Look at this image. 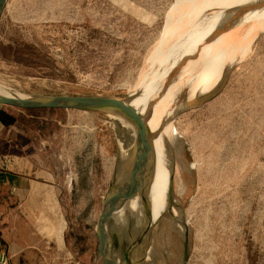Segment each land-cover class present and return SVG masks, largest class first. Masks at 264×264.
<instances>
[{"label": "rangeland", "instance_id": "1", "mask_svg": "<svg viewBox=\"0 0 264 264\" xmlns=\"http://www.w3.org/2000/svg\"><path fill=\"white\" fill-rule=\"evenodd\" d=\"M0 88L13 95H105L126 102L139 92L137 111L140 104L147 116L158 106L170 108L164 123L177 136L185 168L170 155L168 195L177 197L184 223L166 210L157 222L135 224L132 235L128 212L137 199H129L115 214L120 238L123 230L129 237L126 254L117 238L119 264H180L186 235L183 264H264V0H8L0 20ZM2 107L30 126H47L46 120L54 129L60 122L70 136L79 134L72 142L74 163L66 154L58 159L62 176L77 186L63 197L59 215L49 216L56 246L35 264H105L100 217L114 187L134 173L141 129L121 116L127 123L122 132L116 116L99 108L31 114ZM164 123L156 125L157 138ZM182 169L186 186L179 195ZM150 226L151 248L143 243ZM55 253H72L73 261H56Z\"/></svg>", "mask_w": 264, "mask_h": 264}, {"label": "crops", "instance_id": "2", "mask_svg": "<svg viewBox=\"0 0 264 264\" xmlns=\"http://www.w3.org/2000/svg\"><path fill=\"white\" fill-rule=\"evenodd\" d=\"M0 111L7 121L0 119V264L44 262V253L56 246L49 216L59 215L63 197L72 196L77 186L62 176L58 159L66 154L74 163L77 148L65 123L50 129L42 120L48 125L33 127L7 108ZM58 253L56 261H73L72 253Z\"/></svg>", "mask_w": 264, "mask_h": 264}, {"label": "water", "instance_id": "3", "mask_svg": "<svg viewBox=\"0 0 264 264\" xmlns=\"http://www.w3.org/2000/svg\"><path fill=\"white\" fill-rule=\"evenodd\" d=\"M8 0H0V20L4 14ZM14 106L20 108H55V109H70V108H99L110 111L113 116L119 118L121 114L126 115L130 118L136 113L133 107L128 104V102L123 101L111 96L105 95H57V96H12L10 98L0 100V106ZM117 118V119H118ZM139 128L141 129L140 135L144 138L147 135V127L144 125L143 117H137ZM130 147V141H127ZM140 147V146H139ZM131 148V147H130ZM140 157L135 159V170L132 174L130 180L127 183H120L114 187V190L108 195L107 200L104 203V208L100 217L99 229H100V251L105 264H119L116 261L115 247H117V238L119 236L118 229L112 227L113 218L120 207H122L130 198L131 191H133L136 186L140 183L142 177V166ZM143 163V162H142ZM179 221L180 224L184 223V217L180 218L174 217L173 220ZM129 237L127 232L123 230L122 237L120 241L125 243L124 253L126 254V249L128 245ZM121 247V246H120ZM185 256L180 264L188 258L190 240L189 236L186 235L185 242Z\"/></svg>", "mask_w": 264, "mask_h": 264}, {"label": "bare ground", "instance_id": "4", "mask_svg": "<svg viewBox=\"0 0 264 264\" xmlns=\"http://www.w3.org/2000/svg\"><path fill=\"white\" fill-rule=\"evenodd\" d=\"M202 42V41H201ZM199 86H201L202 87V85H199ZM209 87H211L210 86V84L209 85H204V87H203V89H202V91L200 90V88L198 89V91H200L199 93H206V91H207V89L209 88ZM7 90V89H6ZM5 89H3V88H0V100H2V99H6V98H10V97H12V96H21V97H25V95H22V94H15V95H13L11 92H9V91H6ZM136 94V93H135ZM137 96H136V98H139L140 97V93L139 92H137ZM143 94H145L144 93V91H143ZM143 94H141V95H143ZM195 95V94H194ZM193 95V96H194ZM165 96V95H164ZM170 95H168V97H169ZM195 97V96H194ZM136 98H134V102H136L135 101V99ZM170 98V97H169ZM174 99H175V97H173ZM173 98H172V100H173ZM136 100H138V99H136ZM166 100V99H165ZM141 100H139V101H137L138 103L140 102ZM193 101H194V99H193ZM133 101L131 102L130 100L128 101V104H130L132 107H133V110H134V112H139V115L140 114H142L143 113V111H144V108H145V106L144 107H142L141 106V104H140V108H139V111H137L136 109H135V107H136V103H134ZM141 103H144V102H141ZM186 104V103H185ZM160 106H162V105H160ZM151 109H153V107H150ZM167 109H170L169 107L168 108H163V106L162 107H159L158 106V108H155V109H153V113L151 114V115H146L145 114V112L143 113V116H144V120L146 121L145 122V124L147 123V127H148V129L150 130V129H152L151 130V132H153V133H148L147 132V135L144 137V138H142L141 137V135H140V133L139 134H137V136H136V139L139 141V151L137 152V154H136V158L135 159H137V157L139 156L140 157V160L143 162V166H142V172L144 173V176L145 175H147V177H148V175H149V172L151 171V175L153 176V174L154 173H159L160 171V167H161V160H163V156L164 157H168V156H170V155H172L173 156V158L175 159V161L178 163V161L180 162V164H181V166L183 167V168H185V165L183 164V160L181 159L182 157H180V153H181V147H180V144H179V142H178V140H177V136L173 133V130L172 129H169V128H167L168 126L164 123V121H166V119H164V117H163V114L167 111ZM148 110V109H147ZM163 112V113H162ZM167 113H168V111H167ZM146 115V117H145V115ZM154 115H158L159 116V118L157 119L156 117H154ZM165 115H167V114H165ZM121 116H123V117H126V115H124V114H121ZM120 115H119V120L117 119V121H118V124H119V130L120 131H124V129H126V125H127V123H126V121H124L122 118L123 117H121ZM130 118H128V117H126V118H128L129 119V121L128 122H132L135 126H136V128H135V130L137 131L138 130V128H139V124H138V121H137V119H136V117H134V116H130V115H128ZM151 116V117H150ZM162 116V117H161ZM152 118V119H151ZM148 119H151V122H147V120ZM154 122H153V121ZM136 122V123H135ZM160 123H164V126L163 127H165V133H160V136H161V138H157V132L155 131L157 128H156V125H158V124H160ZM123 127H124V129H123ZM162 127V128H163ZM125 133H126V130H125ZM128 133V132H127ZM126 133V135H127V137L124 135L123 136V134H122V140H121V142L122 141H124V142H122V144L124 143V147H125V150H124V147H123V150H124V152H125V154H127V156L129 155V154H131V150H132V148H130L129 147V145L127 144L128 142L127 141H131V139H130V136H129V138H128V135L129 134H127ZM149 134L150 135H152L153 134V138L155 137V139L153 140L154 142H153V144H152V146H151V148H150V140H149ZM121 135V134H120ZM157 135V136H156ZM159 136V137H160ZM121 137V136H120ZM124 137V138H123ZM134 137V136H133ZM153 138H151V139H153ZM129 139V140H128ZM134 139H135V137H134ZM160 139H162V141L160 140ZM159 140V142H156V141H158ZM134 141V140H133ZM133 144V143H132ZM132 146V145H131ZM133 147V146H132ZM136 147V146H135ZM151 150V151H150ZM154 151V152H153ZM166 155V156H165ZM131 156V155H130ZM162 156V157H161ZM153 158V159H152ZM155 158V159H154ZM167 159V158H166ZM157 160H159L158 162H157ZM156 161V162H155ZM163 163H164V161H162ZM166 162V161H165ZM162 163V164H163ZM167 163V162H166ZM177 166V165H176ZM163 167V166H162ZM164 168V167H163ZM162 169V168H161ZM164 169H166V168H164ZM176 170V169H175ZM161 171H163V170H161ZM178 171V175H180L181 177H179V178H177V180H178V182H177V185H176V187H177V192L178 193H180L181 195L184 193V191H185V186H186V183H185V178H184V175H183V173L185 172V169H182V172H180L179 170H177ZM173 173V172H172ZM133 174V173H132ZM160 174V173H159ZM157 175V174H156ZM130 176H132V175H130ZM150 177V176H149ZM148 177V178H149ZM131 178V177H130ZM152 178V177H151ZM158 178V177H157ZM147 179V178H146ZM146 179H143L142 178V180L140 181V183H142L143 185H144V187L147 185V181H145ZM156 179V178H155ZM149 180V179H148ZM151 180V179H150ZM169 180V179H168ZM147 182V183H146ZM153 182V181H152ZM160 183V182H159ZM155 184V183H154ZM150 185H151V183H150ZM150 185L148 186V188L150 187ZM140 188V187H139ZM141 188H142V186H141ZM147 188V187H146ZM150 189V188H149ZM135 190V189H134ZM134 190L133 191H131V193L130 194H132V192H134ZM142 190H144V189H142ZM153 191V190H152ZM164 191V190H163ZM142 192V191H141ZM177 193V194H178ZM140 194V193H139ZM139 194H138V196H139ZM165 194V193H164ZM167 194V193H166ZM136 195H137V193H136ZM135 195V196H136ZM141 195V194H140ZM160 195V194H159ZM133 196H134V193H133ZM137 196V198L139 199V197ZM142 196V195H141ZM140 196V197H141ZM164 196V195H163ZM164 200H165V198H164ZM133 201H134V199H133ZM175 201V200H174ZM136 202V201H135ZM156 202V201H155ZM177 202H178V199H177ZM128 205H130L129 203H127ZM127 205V206H128ZM129 207V206H128ZM150 208V207H149ZM129 209H130V207H129ZM175 209V208H174ZM176 210V209H175ZM143 212V211H142ZM132 213V212H131ZM115 222L117 223L118 221H117V218H116V216H114V218H113V221H112V227L114 228V224H115ZM119 236H120V234H119ZM148 244V243H147ZM117 257V256H116ZM118 260V257L116 258V261ZM135 262V261H134Z\"/></svg>", "mask_w": 264, "mask_h": 264}, {"label": "flooded vegetation", "instance_id": "5", "mask_svg": "<svg viewBox=\"0 0 264 264\" xmlns=\"http://www.w3.org/2000/svg\"><path fill=\"white\" fill-rule=\"evenodd\" d=\"M168 128L172 129L173 128L171 126H169ZM162 141V139H160ZM154 152V151H153ZM166 156V155H165ZM162 157V156H161ZM163 160H161V167H160V174L159 173H154L153 176L151 175V171L149 172L148 177H146L147 179L145 181H147V185L144 187L143 184H141L142 188L140 187L139 189L142 191L140 192V195L137 191L130 196L129 199H137L136 200V205L134 209H131L128 212V216H129V220H130V224L132 227H130V233L132 235H134L135 229H139V226L144 224V220L145 218H152L155 222H157L159 220V218L161 217V214H163V211L165 212L166 210H171L173 211L174 215H179L180 210L177 208V206L175 205L177 203V197L173 195V192L171 194V197L168 195L169 190L171 189L170 187V180L172 182V179L169 178L168 176V158L170 160H173L170 156L168 157H162ZM167 158V159H166ZM153 159V158H152ZM155 159V158H154ZM159 161V160H158ZM164 161V163L162 162ZM167 163H166V162ZM156 162V161H155ZM163 163V164H162ZM166 168V169H164ZM162 168V169H161ZM163 170V171H161ZM157 174V175H156ZM152 177V178H151ZM158 177V178H157ZM156 178V179H155ZM149 179V180H148ZM151 179V180H150ZM169 179V180H168ZM153 181V182H152ZM175 181V179H174ZM160 182V183H159ZM151 183V185H150ZM155 183V184H154ZM150 185V189L148 188V186ZM147 187V188H146ZM144 189V190H142ZM153 190V191H152ZM164 190V191H163ZM177 191V188H176ZM137 193V195H136ZM165 193V194H164ZM167 193V194H166ZM178 193V192H177ZM139 194V196H138ZM160 194V195H159ZM179 194V193H178ZM136 195V196H135ZM164 195V196H163ZM180 195V194H179ZM137 196L139 197V199L137 198ZM141 196V197H140ZM165 198V200H164ZM175 200V201H174ZM133 201V200H132ZM156 201V202H155ZM150 207V208H149ZM176 210H175V209ZM143 211V212H142ZM156 211V214H154V212ZM132 212V213H131ZM128 216L126 217L128 219ZM134 222H133V221ZM133 222V224H132ZM136 224V227H135ZM156 224V223H155ZM178 224L179 221H178ZM150 225V224H149ZM137 229V230H138ZM153 228L150 226L148 228V230L146 231V235H145V240H143V243L146 244V246H149L150 248L152 247V240H153ZM135 232V233H134ZM148 243V244H147ZM151 251V250H150ZM152 253V251H151ZM148 254L147 258L151 256ZM139 262V261H138ZM135 263V264H141L140 263ZM128 264V263H126ZM131 264V262L129 263Z\"/></svg>", "mask_w": 264, "mask_h": 264}, {"label": "trees", "instance_id": "6", "mask_svg": "<svg viewBox=\"0 0 264 264\" xmlns=\"http://www.w3.org/2000/svg\"><path fill=\"white\" fill-rule=\"evenodd\" d=\"M27 111H29L31 114H45L46 113V110L48 111H56L58 109H55V108H26ZM5 112L3 111H0V119L5 120ZM14 121H15V118H14ZM7 122V121H6Z\"/></svg>", "mask_w": 264, "mask_h": 264}, {"label": "built area", "instance_id": "7", "mask_svg": "<svg viewBox=\"0 0 264 264\" xmlns=\"http://www.w3.org/2000/svg\"><path fill=\"white\" fill-rule=\"evenodd\" d=\"M84 129H86V128H83L82 130H84ZM77 133H78V132H77ZM82 135L84 136V134L81 133V137H80L79 139L82 138ZM78 136H79V134H77V135L72 134V135H71V137L73 138V140H74V137H78ZM70 166H71V165H70ZM71 174H72V172H71ZM67 181H68L70 184H72V179H71V178L67 179Z\"/></svg>", "mask_w": 264, "mask_h": 264}]
</instances>
